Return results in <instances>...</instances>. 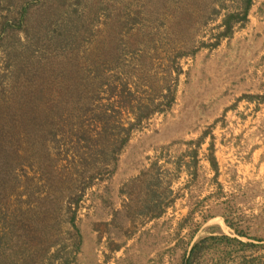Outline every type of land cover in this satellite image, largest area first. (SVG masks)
Instances as JSON below:
<instances>
[{"label":"rangeland","instance_id":"374dc122","mask_svg":"<svg viewBox=\"0 0 264 264\" xmlns=\"http://www.w3.org/2000/svg\"><path fill=\"white\" fill-rule=\"evenodd\" d=\"M221 5L0 0V264H180L212 236L264 246V0L210 49ZM157 162L178 199L149 220L133 183ZM224 245L203 264L264 255Z\"/></svg>","mask_w":264,"mask_h":264},{"label":"trees","instance_id":"16d2710c","mask_svg":"<svg viewBox=\"0 0 264 264\" xmlns=\"http://www.w3.org/2000/svg\"><path fill=\"white\" fill-rule=\"evenodd\" d=\"M255 1L256 0H232L233 5L231 7H228L227 5H221L220 10H226L227 14L223 18L221 25L217 26L216 32L209 38V44H204L203 46L210 49H215L221 44L223 40L232 38L237 29L245 27L249 22V15ZM215 11L216 15H218L219 12L222 13V11L217 9ZM170 89L171 88H168V94L165 96L167 101L165 102V105H168L167 107H170L175 101V95H173L172 92L170 93ZM260 100L262 103H264V95L260 97ZM148 113H151V110ZM145 116L147 118L149 117L147 110H145L144 114L138 115L137 123H140L145 118ZM125 142L126 140H124V143ZM200 143L201 142H198V146ZM187 155L191 156L192 159L190 163H186L187 172L189 176H192V179H196L198 176L199 167V154L197 148L189 151ZM211 163L213 167L218 170L217 161L214 156L211 160ZM158 164V162L153 164L151 168L141 173V175L137 177L133 183L141 186L142 189L145 190L143 210L144 214L149 220L161 218L169 208L174 206L176 200L178 199L177 194H175V191L172 189V181H165L166 178L159 174V171L163 170L164 167H161ZM176 169L179 171V169H181V165L178 164ZM262 241L264 240L259 242L262 243ZM222 242L225 243V245H228H224L223 255H225V257H233L240 252L248 251L250 248L260 250L264 249L263 245L257 246L254 244H248L228 236H212L202 239L194 244L191 251L183 257L180 264H203V261L206 260L205 258L212 251L218 250L220 245L223 244ZM229 246H232V248L234 247V249L228 250V248H230ZM243 257L244 256L240 258L243 259ZM232 259H234L233 262H236L235 258ZM239 264H264V255L259 257H251L249 259L245 258L239 262Z\"/></svg>","mask_w":264,"mask_h":264}]
</instances>
